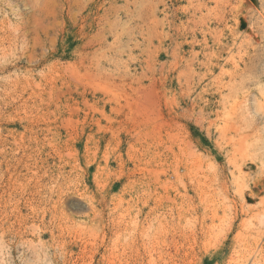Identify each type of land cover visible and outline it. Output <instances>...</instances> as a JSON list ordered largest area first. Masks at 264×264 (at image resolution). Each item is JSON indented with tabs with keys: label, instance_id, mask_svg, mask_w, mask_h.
<instances>
[{
	"label": "rangeland",
	"instance_id": "374dc122",
	"mask_svg": "<svg viewBox=\"0 0 264 264\" xmlns=\"http://www.w3.org/2000/svg\"><path fill=\"white\" fill-rule=\"evenodd\" d=\"M224 1L225 0H223V3L222 0L219 3H215L214 1L211 2V0H31L32 5H34V8L36 9L44 6L45 4H43V2L47 3L46 6L43 7V10L45 9L43 13L47 11L48 13H46L48 15L45 13L46 19L44 18V15L39 12L38 14L40 15H36L32 19H22L24 25L27 23L26 31H28V37L30 38V52L32 55L35 54L34 57L39 61L44 53L42 51H44L45 47V50L48 53V55L46 54L48 59H46V63L42 66L38 64V61H35V66L37 67L32 73L34 83L32 82L33 93L31 97L25 95L24 99L19 100L15 96H13L14 98L9 96L11 97L9 98L2 95V93L0 94V96H2L0 97V149L3 152L5 149L6 152L5 156L0 152V212L4 211V209L9 211V223L18 224L16 223V220H18L17 218L19 217L18 215L23 217L25 214L26 216L24 217H27L30 220L28 221L29 226L34 224V228L36 227L40 231H42L44 227H47V230H50V228L52 230L53 226L52 231L57 234L55 229L58 224L57 218H60V211L63 208L60 205H58L60 208H55L56 211L50 208L53 207L51 204H53L52 202L55 201V198L49 197V192H51V190H56L54 189L55 186H57V188L63 187L62 189L65 190L64 186L66 185V188L70 187L69 190L76 189L75 194L80 193L75 196L76 198L80 201L82 200V202L89 207L93 204L92 206H94L96 212H102L104 217L109 216L110 218L113 213H115L113 214V217H118L115 216L118 214L121 216L124 215V217L122 216L124 218L122 229L126 228V226L131 228V226L134 225L133 220H136L135 223L137 222V224L143 222V226H147V222H150L155 216L159 218V222L163 220L162 223H159L160 227H157V230L159 237L162 238H158V243L161 245L159 247L160 251L163 250L161 252L160 261L162 263L166 261L164 264H170V262L171 264H176L175 262H177V264H184V262L185 264H188L189 262V264H236L239 262H243L242 264H264V235L260 240L258 239L260 242L258 241L257 245L254 240L257 239V231L261 230V227L259 228V221L264 219V119L259 117L261 115L264 117L262 113L264 112V109H261L264 108V30H262L263 28L261 27L260 22L255 18L257 16L255 15V11H253L255 8L261 9L264 5V0H228L227 3ZM17 2L20 11L26 15L25 12H27L28 6H26V9L24 8V0H18ZM149 5L151 6L148 7ZM228 5L232 8H229ZM234 8L236 11L232 10ZM241 8L242 10L238 11ZM236 12H238L240 17L244 19L241 21L242 28L245 29V27H249V29H252V33L255 34L254 36H257L256 38L258 39L252 42L253 45H249L246 42L239 44L232 41L236 39H231L232 37L229 28L236 27L233 26L235 24L234 21L236 20L234 18ZM223 15V19H220ZM41 19H44V22ZM0 20L2 21L1 17ZM153 20L155 22L158 20V22L155 23ZM30 29L32 32H30ZM32 44L36 46H33ZM238 49L243 50L239 51ZM215 50L218 51L217 54H215ZM241 53L244 55L243 57ZM233 55L235 57H232ZM175 61L176 63H174ZM222 61L223 63L227 61V63H224L222 68H219ZM238 61L239 67L234 68L232 62ZM18 65L22 68L27 66L26 61L24 62V60H20ZM38 71L41 72L39 73ZM1 84L2 83H0V85ZM148 84L150 87L153 86L154 88H150ZM141 90L143 92H141ZM136 91L139 92L137 93ZM139 101L143 102L141 103ZM232 105L234 107H231ZM136 106L137 108H135ZM240 106H243L245 111L243 110V107ZM139 108L141 109L138 110ZM255 108L257 109V112L258 109H261V111L263 110L262 112H258L260 114L258 117L254 113ZM141 115L144 116L142 117ZM226 117L228 119H226ZM23 118L28 119H26L25 122L22 120L17 121L18 119ZM126 118L127 120L130 118L129 120L131 122L127 121ZM61 120H68L72 122L73 125L70 124V127H67L69 126V122L67 125L66 121L64 125L61 123ZM109 120L112 121L110 122ZM45 122L47 124L49 123L48 125H51L52 127L59 124L58 127L60 126L61 128L51 132L37 130V126L45 128ZM80 124L86 127L84 134L74 135L76 130L80 128ZM96 125L102 130L98 131ZM94 126H96V128ZM73 127L75 128L71 129ZM110 127H112V129ZM103 130H105V132ZM235 130H237L238 133ZM140 133L142 135H140ZM132 134L140 135L144 140L146 139V142L143 140L144 144H141L140 146L137 145L138 147L133 145V147L132 144L134 143L132 142H135V139L137 138L131 137ZM143 134L145 136H143ZM32 135H34V137ZM129 135L130 137H127ZM75 136H78L79 140ZM41 138H44V140H42L44 142L41 141ZM86 139H88V141ZM250 140L256 144L254 143V145H252L253 142L251 143ZM74 141L75 144L73 143ZM13 142H16L18 145ZM244 142H246L245 145ZM249 142L252 146L249 145ZM117 143L119 146L116 145ZM129 143H131L130 148L128 146ZM86 144L90 147L89 152L87 153L84 149ZM152 144L156 146H152ZM242 144L244 146L247 144L249 147H243ZM56 145L57 147H55ZM93 146H96V148ZM157 146V152L151 150L155 149ZM244 148H247V152H242ZM127 149L131 150L128 151ZM239 149H241V151H238ZM21 150H24V154L28 151L26 152V155H28L25 159L20 158V156H22L20 154L23 153ZM66 150H68V152ZM91 151L94 154L93 156L91 155L92 153H90ZM148 151H150V154L147 153ZM59 152L62 154L60 158L58 156ZM12 153L18 154H14L16 156L15 161L10 157L13 155ZM250 153L251 156L248 155ZM87 154L90 160L85 157ZM140 154H143L144 157H140ZM146 155H148V158H146ZM67 156H71L70 159ZM102 156L105 159L108 158L106 163H103L104 160H102ZM117 157L120 159L122 158L121 164ZM71 158L77 160L76 168L72 167L74 168L72 172L75 171L79 174H81V172L83 174L87 165L94 159V164L91 163L88 167L89 171L86 178L85 174L82 175V180L84 181L80 180L77 175L73 176L67 174L70 170L68 166H73V159ZM19 159H21V161L23 160L20 168L19 165L16 166V168H13ZM7 160L8 162H4ZM27 162H30L31 164H27ZM240 162H242L241 166L239 165ZM23 163L26 165L24 166ZM64 164L67 166L65 167ZM95 164L104 168L102 171L103 173L101 172L98 176L99 179H102H96L97 181H95L93 177L94 171H97V166ZM32 167L35 168L32 169ZM237 167L239 168L237 169ZM124 168L126 171H124ZM41 170H43V172ZM61 170L63 174L61 173ZM107 170H109V173ZM9 171L10 175H8ZM106 171L107 173H104ZM156 171H160V174L156 173ZM154 172L156 173V176L153 174ZM30 173L32 175H30ZM13 174H15L16 177ZM40 174L41 176H39ZM36 175L39 176V178H37ZM29 176H32V180ZM48 176L52 177L48 178ZM154 177H158L157 180L159 179L158 187L160 190L157 187L155 190L154 181L156 179H154ZM9 179L10 181L7 182ZM33 179L36 184L33 183ZM28 180L31 181L29 182ZM37 180L40 182H37ZM133 181H136L137 183H134ZM45 183H48L49 185H46ZM16 184H18V186H16ZM44 184L46 185L45 188H43ZM164 185L167 189L164 188ZM25 186H27L28 190H25ZM34 187L36 191L34 190ZM82 188L84 190H82L83 192L81 191ZM242 188L243 190L241 192ZM37 189H40V194H38L39 191ZM225 189L227 194L225 193ZM12 191L13 194H11ZM27 191L33 193L31 194ZM34 193H36V195ZM8 195L11 197L9 198ZM44 195H46V197ZM184 195L189 196L186 197ZM2 196H4V199ZM43 196L45 200L43 199ZM12 197H17L15 198L16 200L14 199L13 203H16V201L20 199L17 205L19 206L18 210L20 209V211L15 210V212H13L12 210L11 213L12 206L8 208L2 206L7 204L6 202H8V205H13V203H11ZM33 197L35 199H33ZM168 197L169 200L172 201L169 202L167 200L168 203H166V198ZM27 198L28 200H31L28 205V202H26ZM46 199H48V202ZM21 200H23V202ZM44 201L46 202L44 203ZM88 202H90V204ZM100 202L103 203V206L100 205ZM160 205L162 208L159 207ZM31 206H36V209ZM27 207H30L31 209H28ZM250 208L253 211L250 210ZM35 210H37L36 213H33ZM45 210H47L48 213L53 210L52 212L55 214L56 224H54L53 221H51L53 223L50 222V215H46V223H42L41 220L39 221L38 217L41 216L42 212L45 213ZM65 212L66 217H62L61 224L63 225L65 223L63 225L64 227L70 225L74 226L75 222L78 226L76 229L80 232L79 238L78 236H75L77 234L76 230L73 231L74 237L71 235L70 238L71 241H74L71 243L73 247L68 245L66 247L67 251H71V254L73 255V263L83 264L85 261V264H95L99 259V256H93V252H95L96 250L94 251V249H97L99 246L98 239L102 235L100 231L101 226L96 224V221L91 223L90 221H83L80 219V216L83 215L78 213H71L72 211L69 213L66 210ZM72 214L73 218L77 217V219H74V222L73 220L68 221L69 219H72ZM85 214H89V209ZM36 217L37 219H35ZM128 222L133 223L128 224ZM15 224L13 225L14 227L17 226ZM37 224L40 225L38 226ZM6 227L8 228L5 224L4 231H1L4 234L0 233V237L2 242L4 241L3 245L6 246L7 250L9 247V249L12 250L11 258L13 259L10 263L26 264L27 261H25V263L22 260H19L18 257L20 254L22 255L21 252L23 251L26 255H30V253L33 254V250L26 249V251L23 249L22 251L21 247L16 244L15 246L17 247H15L14 242L11 240L12 236L5 230L7 229ZM75 227L73 229H75ZM90 227L92 229H90ZM85 229H87V233L85 232ZM159 229H161V232ZM172 230L174 231L175 237ZM177 233H180L179 235L183 236H177ZM191 233L193 235L195 234L196 237L194 238L195 235L193 236ZM162 234L163 236H160ZM237 234L238 236L241 234L240 238L237 236L238 240L236 239L233 241L232 239L235 238ZM82 235L85 236L83 237ZM86 235L87 239L85 238ZM94 235H96V238H93ZM88 236L90 237L88 238ZM42 237L40 239L42 244L45 242L44 244L46 246H52L50 235L47 234ZM166 238H168V240ZM26 239L31 240L32 238L27 236ZM78 240L81 242H78ZM32 241L33 244L37 245L35 238H33ZM222 241L224 243H222ZM192 242L196 243H193L195 246ZM82 243L85 245V250L87 249V252L84 251L85 253H82L81 248L78 247H81ZM95 243L97 246H95ZM239 244L240 246L238 247ZM190 245L192 246V249ZM56 246L57 245L55 244V247ZM40 247L41 245H39L38 248L42 250V247ZM194 247L196 249H194ZM15 248L20 249L15 250ZM43 249L44 250L42 251L46 252L47 257L49 255L51 256L47 258L48 261L54 262L56 257L63 252L57 249H55L56 252H53V249L51 250L49 248L48 251L45 247ZM171 250L176 252V254L174 255ZM181 250L184 251L185 255H182L183 251ZM168 251H171L172 253H169ZM190 252L194 255L192 256ZM214 255L215 257L208 262L209 256L211 257ZM52 256L55 259L52 258ZM86 256H91V260ZM168 256L171 257L172 260ZM246 256L248 258H246ZM78 257L80 260H78ZM95 257L97 259H95ZM49 258L51 259L49 260ZM84 258H86V260ZM249 258L253 259L250 260ZM82 259L83 261H81ZM236 259L239 260L237 261ZM246 259H249L248 262ZM147 260L148 259H146L145 262ZM244 260H246V262H244ZM160 261L159 263H161ZM145 262L144 264L150 261Z\"/></svg>",
	"mask_w": 264,
	"mask_h": 264
},
{
	"label": "bare ground",
	"instance_id": "6f19581e",
	"mask_svg": "<svg viewBox=\"0 0 264 264\" xmlns=\"http://www.w3.org/2000/svg\"><path fill=\"white\" fill-rule=\"evenodd\" d=\"M18 0H0V17H1V19H2V21L0 22V83H2L1 85H0V89H1V91H0V94L2 93V95H5V97L7 96V97H9V96H15V97H17L19 100L21 99H24V96L25 95H27L28 97H31V95H32V93H33V85H32V82H33V71L35 70V68L37 67V66H35V61L37 62L38 60H37V58H35L34 57V55H32V53L30 52V38L28 37L29 35H28V31H26V29H27V26H26V24L24 25V23H22V19H32V18H34L36 15H40V14H43L44 15V18H46L45 17V13L47 12V11H45V13H43L44 12V10H43V7L44 6H46V4L47 3H44L43 2V4H45L44 6H41V8H39V9H36V8H34V5H32V3H31V0H24V2H23V5H25L24 6V8L26 9V6H28V10H27V12H25L26 13V15L23 13V12H21L20 11V7H19V5H18V2H17ZM150 1V0H149ZM152 1V0H151ZM212 1H214L215 3H219V2H221V0H211V2ZM237 1V0H236ZM239 1V0H238ZM242 1V0H241ZM225 3H227L228 2V0H225L224 1ZM149 3H151V2H149ZM222 3H223V0H222ZM34 4V3H33ZM42 4V5H43ZM152 4V3H151ZM156 4V3H155ZM206 4V3H205ZM214 4V3H213ZM221 4V3H220ZM231 4V3H230ZM241 4V3H240ZM244 4V3H243ZM153 5H154V3H153ZM198 5V4H197ZM215 5V4H214ZM235 5V4H234ZM239 5V4H238ZM263 5V4H262ZM151 5H149L148 7H150ZM201 6V5H200ZM203 6H205V5H203ZM216 6V5H215ZM219 6H221V5H219ZM240 6V5H239ZM251 6V5H250ZM153 7V6H152ZM221 7H223V6H221ZM228 7H229V5H228ZM231 7V6H230ZM229 7V8H230ZM38 8V7H37ZM232 8V7H231ZM150 9V8H149ZM206 9V8H205ZM244 9V8H243ZM23 10V9H22ZM197 10H198V8H197ZM208 10H210V9H208ZM232 10H235L236 11V9L234 8V9H232ZM240 10H242V8L241 9H239L238 11H240ZM253 11H255V15L257 16V17H255L256 19H257V21L258 22H260V25H261V27L263 28L262 30H264V5L262 6V8L260 9H254ZM40 12V14H38ZM154 12V11H153ZM48 13V12H47ZM46 13V14H47ZM148 14H150V13H148ZM48 15V14H47ZM148 16H150V15H148ZM152 16V15H151ZM234 16V15H233ZM42 17V16H41ZM40 17V18H41ZM153 17H154V15H153ZM152 17V18H153ZM223 17H224V15L223 16H221V18L220 19H223ZM254 17V16H253ZM37 18V17H36ZM234 18L236 19L234 22H235V24L233 25V26H236L235 28L233 27V28H229V32H230V35H231V39H236V40H232L233 42H235V43H239V44H242L243 42H246L247 44H249V45H253V41H256L258 38H256L254 35L255 34H253L252 33V29H249V27L248 28H246L245 27V29L244 28H242L243 26H242V24H241V21L242 20H244L242 17H240V14L238 13V12H236V14H235V16H234ZM47 19V18H46ZM231 19H233V18H231ZM39 20V19H38ZM42 20V19H41ZM44 20V19H43ZM42 20V21H43ZM151 21V20H150ZM154 21V20H153ZM223 21V20H222ZM256 21V20H255ZM26 22V21H25ZM44 22V21H43ZM155 22V21H154ZM156 22H158V20H156ZM155 22V23H156ZM233 22V21H232ZM251 22V21H250ZM32 23V22H31ZM30 23V24H31ZM152 23V22H151ZM245 23V22H244ZM257 23V22H256ZM29 25V24H28ZM152 25V24H151ZM247 25V24H246ZM257 25V24H256ZM259 25V24H258ZM259 25V26H260ZM150 26V25H149ZM245 26V25H244ZM41 27V26H40ZM226 28H228V27H226ZM43 29V28H42ZM42 29H41V31H42ZM242 29H244V30H242ZM31 30V29H30ZM29 30V31H30ZM45 30V29H44ZM43 30V31H44ZM151 30H152V28H151ZM226 30V29H225ZM227 31V30H226ZM30 32H32V30L30 31ZM45 32V31H44ZM254 32V31H253ZM30 34V33H29ZM44 35V34H43ZM217 37H218V35H217ZM150 38V37H149ZM215 38V37H214ZM41 41V40H40ZM44 41V40H43ZM237 41H239V42H237ZM32 42H33V40H32ZM215 42V41H214ZM39 43V42H38ZM219 43V42H218ZM34 44V43H33ZM32 44V45H33ZM42 44V43H41ZM44 44H45V42H44ZM43 44V45H44ZM33 46H36V45H33ZM39 46H41V45H39ZM46 46V45H45ZM239 46V45H238ZM237 46V47H238ZM44 47V46H43ZM236 47V48H237ZM240 47V46H239ZM247 47V46H246ZM246 47H244V48H246ZM47 48V47H46ZM231 49V48H230ZM41 50V49H40ZM239 51H242V50H240V49H238ZM238 50H237V52H238ZM246 50V49H245ZM252 50V49H251ZM229 51V50H228ZM33 52V51H32ZM42 52H44L43 53V55H42V57L39 59V61H38V64L39 65H44L45 63H46V59H48V53L46 52V50H45V47H44V51H42ZM41 52V53H42ZM217 50H215V54H217ZM40 53V54H41ZM239 53V52H238ZM47 54V55H46ZM150 54V53H149ZM244 54V53H243ZM241 55H242V53H241ZM46 56H47V58H46ZM244 55H242V57H243ZM232 57H235L234 55L232 56ZM236 57H237V55H236ZM241 57V56H240ZM173 58V57H172ZM229 58V57H228ZM246 58V57H245ZM36 59V60H35ZM20 60H24V62L26 61V67H19V65H18V63H19V61ZM148 60V59H147ZM150 60H151V58H150ZM225 60V59H224ZM223 60V61H224ZM241 60V59H240ZM223 61H222V63H221V65H220V67L219 68H222V66L224 65V63H227V61H225L224 63H223ZM23 62V61H22ZM78 62V61H77ZM242 62V61H241ZM174 63H176V61L174 62ZM173 63V64H174ZM233 63V67L234 68H238L239 67V61L238 62H232ZM172 64V63H171ZM243 64V63H242ZM24 65V64H23ZM37 65V64H36ZM175 65V64H174ZM55 66V65H54ZM72 66H73V64H72ZM147 66H148V63H147ZM232 66V65H231ZM40 67V66H39ZM66 67V66H65ZM44 69V68H43ZM147 70H148V68H147ZM11 71H12V73H11ZM37 71V70H36ZM43 71V70H42ZM179 71V70H178ZM39 72V71H38ZM41 72V71H40ZM39 72V73H40ZM154 72V71H153ZM231 72H233V71H231ZM179 73V72H178ZM181 73V72H180ZM227 73V72H226ZM183 74V73H182ZM145 75V74H144ZM184 75V74H183ZM229 75V74H228ZM177 76H178V74H177ZM180 76V75H179ZM182 76V75H181ZM236 76V75H235ZM144 77H146V76H144ZM231 77V76H230ZM105 78V77H104ZM235 78V77H234ZM96 79V78H95ZM229 79V78H228ZM151 80H153V79H151ZM94 81V80H93ZM264 82V81H263ZM34 83V82H33ZM100 83H101V81H100ZM99 83V84H100ZM188 83V82H187ZM218 83V82H217ZM216 83V84H217ZM97 84V83H96ZM152 84V83H151ZM234 84V83H233ZM232 84V85H233ZM90 85H91V83H90ZM102 85V84H101ZM149 85V84H148ZM97 86V85H96ZM230 86V85H229ZM104 87V86H103ZM149 87H150V85H149ZM151 87H153V86H151ZM150 87V88H151ZM226 87V86H225ZM91 88V87H90ZM149 88V89H150ZM154 88V87H153ZM22 89V90H21ZM104 89V88H103ZM116 89V88H115ZM118 89V88H117ZM122 89V88H121ZM149 89H148V91H149ZM229 89H230V87H229ZM19 90H21V91H19ZM136 90V89H135ZM138 90H139V88H138ZM143 90V89H142ZM141 90V92H143ZM231 90V89H230ZM107 91V90H106ZM153 91V90H152ZM100 92V91H99ZM137 92V91H136ZM139 92V91H138ZM137 92V93H138ZM147 92V91H146ZM145 92V93H146ZM151 92V91H150ZM155 92V91H154ZM231 92V91H230ZM243 92V91H242ZM109 93V92H108ZM114 93V92H113ZM149 93V92H148ZM157 93V92H156ZM155 93V94H156ZM236 93V92H235ZM102 94V93H101ZM107 94V93H106ZM105 94V95H106ZM231 94V93H230ZM257 94V93H256ZM145 95V94H144ZM157 95V94H156ZM107 96V95H106ZM137 96V95H136ZM142 96V95H141ZM150 96V95H149ZM0 97H2V96H0ZM140 97V96H139ZM146 97V96H145ZM9 98H11V97H9ZM14 98V97H13ZM115 98V97H114ZM135 98V97H134ZM157 98V97H156ZM5 99V98H4ZM112 99V98H111ZM111 99H109V100H111ZM131 99V98H130ZM153 99V98H152ZM151 99V100H152ZM10 100V99H9ZM108 100V99H107ZM256 100V99H255ZM131 101V100H130ZM137 101H138V99H137ZM11 102H12V100H11ZM14 102V101H13ZM126 102V101H125ZM133 102V101H132ZM139 102H141V101H139ZM143 102V101H142ZM141 102V103H142ZM144 102H145V100H144ZM150 102V101H149ZM235 102V101H234ZM138 103V102H137ZM241 103V102H240ZM246 103V102H245ZM130 104V103H129ZM144 104V103H143ZM143 104H141V105H143ZM154 104V103H153ZM243 104H244V102H243ZM256 104V103H255ZM258 104V103H257ZM115 105V104H114ZM139 105V104H138ZM149 105V104H148ZM227 105V104H226ZM144 106V105H143ZM147 106V105H146ZM145 106V107H146ZM239 106V105H238ZM237 106V107H238ZM245 106V105H244ZM261 106H262V103H261ZM264 106V105H263ZM127 107V106H126ZM145 107H143V108H145ZM229 107H230V105H229ZM231 107H234L233 105L231 106ZM240 107H243V106H240ZM135 108H137V106L135 107ZM150 108V107H149ZM239 108V107H238ZM129 109V108H128ZM127 109V110H128ZM134 109V108H133ZM141 108H139L138 110H140ZM233 109V108H232ZM231 109V110H232ZM237 109V108H236ZM241 109V108H240ZM251 109V108H250ZM261 109H264V108H261ZM261 109L259 110L258 109V112H260L261 111ZM130 110V109H129ZM230 110V109H229ZM234 110V109H233ZM243 110H244V107H243ZM236 111V110H235ZM245 111V110H244ZM246 111H247V109H246ZM263 111V110H262ZM261 111V112H262ZM129 112V111H128ZM135 112V111H134ZM229 112V111H228ZM238 112V111H237ZM257 112V109L255 108V110H254V113L257 115V117L260 115L259 113ZM125 113V112H124ZM141 113V112H140ZM236 113V112H235ZM249 113V112H248ZM258 113V114H257ZM263 113V115H264V112H262ZM139 114V113H138ZM129 115V114H128ZM131 115V114H130ZM149 115V114H148ZM235 115V114H234ZM245 115H246V113H245ZM250 115V114H249ZM253 115V114H252ZM251 115V116H252ZM142 116V115H141ZM144 116V115H143ZM142 116V117H143ZM146 116V115H145ZM229 116V115H228ZM8 117V116H7ZM148 117V116H147ZM230 117V116H229ZM235 117V116H234ZM247 117V116H246ZM259 117H261V119H264V117H262V115L261 116H259ZM2 118V117H1ZM6 118V117H5ZM9 118H11V117H9ZM14 118V117H13ZM105 118V117H104ZM115 118V117H114ZM135 118H136V116H135ZM155 118V117H154ZM8 119V118H7ZM26 119H28V118H23V119H18L17 121H26ZM61 119V118H60ZM103 119V118H102ZM107 119V118H106ZM130 118H128V120H127V118H126V120L127 121H130L129 120ZM134 119V118H133ZM144 119V118H143ZM149 119V118H148ZM226 119H228L227 117H226ZM234 119V118H233ZM243 119V118H242ZM5 120V119H4ZM10 120V119H9ZM14 120V119H13ZM65 120V119H64ZM86 120V119H85ZM94 120V119H93ZM116 120V119H115ZM34 121V120H33ZM43 121H45V120H43ZM47 121V120H46ZM54 121V120H53ZM62 121V120H61ZM67 121V122H66ZM66 121H62L61 123H67V125H68V122H69V126H67V127H70V124L71 125H73V123L72 122H70V121H68V120H66ZM96 121H97V119H96ZM110 121V120H109ZM112 121V120H111ZM110 121V122H111ZM119 121V120H118ZM157 121V120H156ZM159 121V120H158ZM225 121V120H224ZM7 122H10V121H7ZM47 122H49V121H47ZM74 122V121H73ZM82 122V121H81ZM105 122H106V120H105ZM108 122V121H107ZM109 122V123H110ZM131 122V121H130ZM135 122V121H134ZM140 122V121H139ZM21 123V122H20ZM35 123V122H34ZM50 123H52V122H50ZM60 123V122H59ZM74 123H76V122H74ZM91 123V122H90ZM97 123V122H96ZM99 123H100V121H99ZM116 123V122H115ZM126 123H128V122H126ZM225 123V122H224ZM235 123V122H234ZM32 124V123H31ZM45 124V128H42V127H38L37 126V130L39 129V130H41L42 132H43V130L44 131H47V132H51V131H53V130H59V128H61L60 126L58 127V125H56L55 127H52L51 125H48L46 122L44 123ZM93 124V123H92ZM112 124V123H111ZM117 124V123H116ZM130 124V123H129ZM161 124H162V122H161ZM25 125V124H24ZM65 125V124H64ZM91 125V124H90ZM105 125H107V124H105ZM115 125V124H114ZM150 125V124H149ZM156 125H157V123H156ZM225 125V124H224ZM33 126V125H32ZM62 126V125H61ZM93 126V125H92ZM96 126H97V128H96ZM96 126H94L98 131L99 130H102V129H100V127H98V125H96ZM138 126V125H137ZM35 127V126H34ZM72 127V126H71ZM76 127V126H75ZM75 127H73V128H71V129H74ZM79 127V126H78ZM89 127V126H88ZM108 127V126H107ZM156 127V126H155ZM225 127V126H224ZM243 127V126H242ZM29 128V127H28ZM31 128V127H30ZM111 129H112V127H110ZM110 128H108V129H110ZM141 128V127H140ZM231 128H232V126H231ZM233 128H234V126H233ZM249 128V127H248ZM62 129H63V127H62ZM65 129H66V127H65ZM70 129V130H71ZM88 129V128H87ZM96 129H95V131H96ZM114 129V128H113ZM135 129V128H134ZM156 129V128H155ZM162 129V128H161ZM235 129V128H234ZM236 129H237V126H236ZM245 129V128H244ZM247 129V128H246ZM85 130H86V127L85 126H83L82 124H80V128H78L77 130H76V132L74 133V135H77V134H84V132H85ZM90 130V129H89ZM114 130H117V129H114ZM230 130V129H229ZM228 130V131H229ZM233 130V129H232ZM241 130V129H240ZM258 130V129H257ZM31 131H33V130H31ZM35 131V130H34ZM94 131V132H95ZM104 132H105V130H103ZM118 131V130H117ZM130 131V130H129ZM134 131V130H133ZM235 131H237V130H235ZM59 132V131H58ZM115 132V131H114ZM132 132V131H131ZM242 132V131H241ZM40 133V132H39ZM102 133V132H101ZM237 133H238V131H237ZM244 133V132H243ZM70 134V133H69ZM104 134V133H103ZM108 134V133H107ZM116 134H117V132H116ZM241 134V133H240ZM239 134V135H240ZM94 135H95V133H94ZM93 135V136H94ZM97 135H98V133H97ZM106 135V134H105ZM110 135V134H109ZM140 135H142L141 133H140ZM139 135V136H140ZM28 136H29V134H28ZM33 137H34V135H32ZM31 136V137H32ZM79 136V135H78ZM78 136H75V137H77L78 138V140H79V137ZM102 136V135H101ZM112 136V135H111ZM116 136V135H115ZM138 135L137 134H132V136L131 137H133V138H137V139H135V142H132V143H134V144H132V146L133 145H141V144H144L143 143V140H144V138H142L141 136L139 137H137ZM143 136H145L144 134H143ZM159 136V135H158ZM246 136V135H245ZM244 136V137H245ZM250 136V135H249ZM69 137V136H68ZM95 137V136H94ZM117 137H118V135H117ZM127 137H130V135L129 136H127ZM153 137V136H152ZM151 137V138H152ZM248 137V136H247ZM252 137V136H251ZM100 138V137H99ZM104 138V137H103ZM142 138V139H141ZM145 138H147V137H145ZM237 138H240V137H237ZM34 139V138H33ZM132 139V138H131ZM157 139V138H156ZM250 139V138H249ZM0 140H1V135H0ZM29 140V139H28ZM42 140H44V138L42 139L41 138V141ZM87 141H88V139H86ZM99 140H101V139H99ZM120 140V139H119ZM127 140V139H126ZM130 140V139H129ZM146 140V139H145ZM144 140V142H146ZM248 140V139H247ZM22 141V140H21ZM20 141V142H21ZM39 141V140H38ZM77 141V140H76ZM91 141V140H90ZM102 141H104V140H102ZM101 141V142H102ZM117 141H118V139H117ZM134 141V140H133ZM154 141V140H153ZM232 141V140H231ZM249 141V140H248ZM29 142V141H28ZM42 142H44V141H42ZM46 142V141H45ZM80 142V141H79ZM99 142V141H98ZM114 142V141H113ZM129 142V141H128ZM250 142H251V140H250ZM250 142H249V145H251L250 144ZM253 142V141H252ZM251 142V143H252ZM14 144H16V142H13ZM24 143V142H23ZM33 143V142H32ZM31 143V144H32ZM74 144H75V141L73 142ZM97 143V142H96ZM115 143V142H114ZM119 143H120V141H119ZM123 143H124V141H123ZM122 143V144H123ZM190 143V142H189ZM227 143V142H226ZM225 143V144H226ZM242 143V142H241ZM245 143L246 142H244V145H245ZM254 143L255 142H253L252 143V145H254ZM20 144V143H19ZM34 144V143H33ZM32 144V145H33ZM93 144H95V143H93ZM224 144V145H225ZM256 144V143H255ZM16 145H18V144H16ZM37 145V144H36ZM46 145H48V144H46ZM97 145V144H96ZM101 145V144H100ZM116 145H118V143L116 144ZM126 145V144H125ZM154 144H152V146H153ZM182 145V144H181ZM243 145V144H242ZM243 145V147H246L247 146V144H246V146H244ZM251 145V146H252ZM15 146V145H14ZM23 146V145H22ZM62 146V145H61ZM67 146V145H66ZM119 146V145H118ZM128 146H129V148H130V146H131V143H129L128 144ZM144 146V145H143ZM154 146H156V145H154ZM237 146V145H236ZM31 147V146H30ZM39 147V146H38ZM44 147V146H43ZM48 147V146H47ZM55 147H57V145L55 146ZM54 147V148H55ZM75 147V146H74ZM93 147H95L96 148V146H93ZM134 147V146H133ZM138 147V146H137ZM150 147V146H149ZM247 147H249V146H247ZM255 147V146H254ZM10 148V147H9ZM23 148V147H22ZM65 148V147H64ZM92 148V147H91ZM94 148V149H95ZM157 148H158V146L157 147H155V149H151V150H155V152H157ZM242 148V147H241ZM17 149V148H16ZM24 149V148H23ZM28 149V148H27ZM48 149V148H47ZM56 149V148H55ZM84 149H85V151H86V153L87 152H89V149H90V147L86 144L85 146H84ZM112 149V148H111ZM132 149V148H131ZM130 149V150H131ZM182 149V148H181ZM234 149V148H233ZM243 149V148H242ZM250 149H252V148H250ZM250 149H248V150H250ZM18 150V149H17ZM37 150V149H36ZM42 150V149H41ZM54 150V149H53ZM98 150V149H97ZM104 150V149H103ZM113 150V149H112ZM128 150V149H127ZM130 150H128V151H130ZM193 150V149H192ZM191 150V151H192ZM247 150V148H244V150H242V152L244 151V152H247L246 151ZM253 150V149H252ZM14 151V150H13ZM19 151V150H18ZM24 151V150H23ZM22 150H21V152H23ZM32 151H34V150H32ZM67 152H68V150H66ZM184 151V150H183ZM238 151H241V149H239ZM0 152L1 153H3L2 155L3 156H5V154H6V152H5V149H4V152L0 149ZM11 152V151H10ZM26 152H28V151H26ZM26 152H25V154H24V152L22 153V154H20V155H22V156H20V158H24L25 159V157H27V155H26ZM38 152V151H37ZM51 152H53V151H51ZM50 152V153H51ZM63 152H65V151H63ZM97 152V151H96ZM249 152V151H248ZM253 152V151H252ZM0 153V154H1ZM8 153V152H7ZM34 153V152H33ZM42 153V152H41ZM90 153H92L91 155L93 156L94 154H93V152L91 151ZM95 153V152H94ZM104 153H105V150H104ZM142 153H144V152H142ZM147 153H149L150 154V151H148ZM11 154V153H10ZM13 154V153H12ZM14 154H17V153H14ZM12 155V156H10L11 157V159H14V161L16 160V156L15 155ZM57 154V153H56ZM64 154H66V153H64ZM89 154V153H88ZM88 154H87V156H85L86 158H89L88 157ZM106 154V153H105ZM110 154V153H109ZM146 154V153H145ZM152 154V153H151ZM157 154V153H156ZM194 154V153H193ZM9 155V154H8ZM18 155V154H17ZM35 155V154H34ZM61 153L59 152V154H58V156H59V158L61 157ZM79 155V154H78ZM90 155V154H89ZM139 155V154H138ZM155 155V154H154ZM244 155V154H243ZM248 155H250L251 156V153L250 154H248ZM31 156V155H30ZM37 156V155H36ZM51 156H52V154H51ZM55 156V155H54ZM76 156V155H75ZM82 156H83V154H82ZM119 156V155H118ZM121 156V155H120ZM128 156V155H127ZM143 156V154L141 155L140 154V157H142ZM148 155H146V158H148L147 157ZM67 157H69V159H70V157L71 156H67ZM66 157V158H67ZM80 157V156H79ZM84 157V156H83ZM103 157V156H102ZM144 157V156H143ZM175 157V156H174ZM181 157V156H180ZM179 157V158H180ZM44 158V157H43ZM81 158V157H80ZM85 158V159H86ZM93 158V157H92ZM117 158H119V157H117ZM155 158V157H154ZM186 158V157H185ZM199 158V157H198ZM234 158V157H233ZM50 159H51V157H50ZM68 159V158H67ZM71 159H73V166H68L69 168H70V170H69V173H67V174H71V175H77L78 177H79V179L80 180H82L83 179V177H82V175H84L85 174V178H86V176L88 175V171H89V166H90V164L91 163H93L94 164V159H93V161H91V163L90 164H88L87 165V167H86V169L84 170V172H83V174H82V172H81V174H79L78 172H72L73 170H74V168H72V167H75L76 168V163H77V160L76 159H74V158H71ZM108 158H104L103 157V159L102 160H104L103 161V163H106L108 160H107ZM231 159V158H230ZM238 159V158H237ZM36 160V159H35ZM39 160H40V158H39ZM89 160H90V158H89ZM92 160V159H91ZM121 160H122V158L120 159H118V161H120V164H121ZM139 160H142V159H139ZM144 160V159H143ZM146 160H148V159H146ZM181 160V159H180ZM179 160V161H180ZM236 160V159H235ZM234 160V161H235ZM239 160H240V158H239ZM238 160V161H239ZM31 161V160H30ZM38 161V160H37ZM43 161V160H42ZM45 161V160H44ZM85 161V160H84ZM83 161V162H84ZM87 161H88V159H87ZM145 161V160H144ZM192 161V160H191ZM195 161V160H194ZM4 162H8V160L7 161H4ZM22 162H23V160L21 161V159H19V160H17V163H16V165H15V167H13V168H16V166H18L19 165V168H20V166H21V164H22ZM25 162V161H24ZM55 162V161H54ZM131 162V161H130ZM148 162V161H147ZM150 162V161H149ZM153 162V161H152ZM209 162V161H208ZM232 162H233V160H232ZM2 163V162H1ZM26 163V162H25ZM28 163H30V162H27V164ZM34 163H35V161H34ZM37 163V162H36ZM47 163V162H46ZM50 163V162H49ZM48 163V164H49ZM57 163V162H56ZM62 163H63V161H62ZM68 163V162H67ZM71 163V162H70ZM154 163V162H153ZM180 163V162H179ZM241 163L242 162H240V166H241ZM3 164H5V163H3ZM8 164V163H7ZM31 164V163H30ZM177 164V163H176ZM201 164V163H200ZM9 165V164H8ZM12 165V164H11ZM10 165V166H11ZM23 165H24V163H23ZM26 165V164H25ZM24 165V166H25ZM35 165V164H34ZM41 165H43V164H41ZM44 165H45V162H44ZM47 165V164H46ZM63 165V164H62ZM65 165V164H64ZM96 166H97V171L95 172L94 171V175H93V177H94V180L95 181H97L96 179H98V180H100V179H102V178H98V176L101 174V172L103 171V167H100L98 164H95ZM118 165H119V163H118ZM4 166V165H3ZM7 166V165H6ZM67 165H65V167H66ZM79 166V165H78ZM95 166V167H96ZM107 166V165H106ZM116 166V165H115ZM114 166V167H115ZM120 166V165H119ZM177 166V165H176ZM198 166H199V164H198ZM210 166V165H209ZM236 166H237V164H236ZM28 167V166H27ZM26 167V168H27ZM29 167H31V166H29ZM48 167V166H47ZM46 167V168H47ZM60 167V166H59ZM105 167V166H104ZM118 167V166H117ZM207 167V166H206ZM212 167V166H211ZM5 168H7V167H5ZM4 168V169H5ZM33 168H35V167H32V169ZM41 168V167H40ZM49 168V167H48ZM51 168H52V165H51ZM53 168H55V167H53ZM106 168V167H105ZM107 168H108V166H107ZM123 168V167H122ZM177 168V167H176ZM199 168V167H198ZM239 167H237V169H238ZM3 169V170H4ZM22 169V168H21ZM20 169V170H21ZM39 169V168H38ZM62 169V168H61ZM79 169V168H78ZM83 169H84V167H83ZM96 169V168H95ZM113 169V168H112ZM111 169V170H112ZM186 169V168H185ZM241 169V168H240ZM2 170V169H1ZM30 170V169H29ZM64 170H65V168H64ZM68 170V169H67ZM118 170V169H117ZM157 170V169H156ZM206 170V169H205ZM8 171V170H7ZM15 171V170H14ZM26 171V170H25ZM37 171V170H36ZM42 172H43V170H41ZM53 171V170H52ZM58 171V170H57ZM81 171V170H80ZM79 171V172H80ZM108 171V173H109V170H107ZM107 171L106 172H104V173H107ZM124 171H126V169L124 168ZM177 171V170H176ZM211 171V170H210ZM209 171V172H210ZM5 172V171H4ZM27 172V171H26ZM46 172V171H45ZM59 172H60V169H59ZM66 172V171H65ZM64 172V173H65ZM128 172V171H127ZM126 172V173H127ZM130 172V171H129ZM160 171H156V173H159ZM215 172V171H214ZM6 173V172H5ZM12 173V172H11ZM15 173V172H14ZM40 173V172H39ZM47 173V172H46ZM51 173V172H50ZM49 173V174H50ZM61 173H62V170H61ZM103 173V172H102ZM118 173V172H117ZM156 173L154 172L153 174L156 176ZM166 173V172H165ZM213 173V172H212ZM4 174V173H3ZM16 174V173H15ZM15 174H13V175H15ZM20 174V173H19ZM18 174V175H19ZM24 174H25V172H24ZM23 174V175H24ZM34 174H36V173H34ZM60 174V173H59ZM59 174H58V176H59ZM63 174V173H62ZM61 174V175H62ZM160 174V173H159ZM163 174V173H162ZM176 174H177V172H176ZM175 174V175H176ZM2 175V174H1ZM8 175H10V171H9V173H8ZM17 175V176H18ZM30 175H32L31 173H30ZM43 175V174H42ZM44 175H45V173H44ZM111 175V174H110ZM124 175V174H123ZM128 175V174H127ZM136 175V174H135ZM146 175V174H145ZM164 175V174H163ZM196 175V174H195ZM201 175V174H200ZM5 176H6V174H5ZM24 176H26V175H24ZM37 176V175H36ZM39 176H41V174L39 175ZM39 176H37V178H39ZM57 176V177H58ZM104 176H106V175H104ZM107 176H108V174H107ZM114 176V175H113ZM120 176V175H119ZM141 176H144V175H141ZM147 176H148V174H147ZM152 176V175H151ZM151 176H149V177H151ZM181 176V175H180ZM197 176V175H196ZM212 176V175H211ZM11 177V176H10ZM9 177V178H10ZM15 177H16V175H15ZM23 177V176H22ZM21 177V178H22ZM31 177V180H32V176H29V178ZM44 177V176H43ZM49 177H52V176H48V178ZM56 177V176H55ZM62 177H63V175H62ZM78 177H77V179H78ZM97 177V178H96ZM102 177V176H101ZM124 177V176H123ZM126 177V176H125ZM177 177V176H176ZM12 178V177H11ZM10 178V179H11ZM25 178H27V177H25ZM29 178H27V179H29ZM68 178V177H67ZM121 178V177H120ZM158 178V177H157ZM157 178H155L154 177V179H156L155 181H154V179H153V181H154V187H155V190H156V187L157 188H159L158 186H159V179L157 180ZM199 178V177H198ZM7 179H8V177H7ZM10 179L7 181V182H9L10 181ZM41 179H42V177H41ZM55 179V178H54ZM60 179V178H59ZM63 179V178H62ZM128 179V178H127ZM2 180V179H1ZM16 180H18V179H16ZM30 180V181H31ZM45 180H46V177H45ZM65 180V179H64ZM74 180V179H73ZM137 180V179H136ZM14 181V180H13ZM29 181V180H28ZM29 181V182H30ZM43 181V180H42ZM58 181V180H57ZM56 181V182H57ZM76 181V180H75ZM82 181H84V180H82ZM81 181V182H82ZM94 181V182H95ZM104 181V180H103ZM139 181V180H138ZM153 181H152V184H153ZM196 181V180H195ZM204 181V180H203ZM212 181V180H211ZM17 182V181H16ZM15 182V183H16ZM22 182V181H21ZM28 182V183H29ZM37 182H40V181H38L37 180ZM48 182H50V181H48ZM62 182V181H61ZM74 182V181H73ZM80 182V183H81ZM131 182V181H130ZM134 182V181H133ZM132 182V183H133ZM6 183V182H5ZM5 183H4V185H5ZM20 183V182H19ZM33 183H34V179H33ZM42 183V182H41ZM40 183V184H41ZM55 183V182H54ZM60 183V182H59ZM84 183V182H83ZM82 183V184H83ZM86 183V182H85ZM134 183H137L136 181L134 182ZM162 183V182H161ZM166 183V182H165ZM170 183V182H169ZM196 183V182H195ZM203 183V182H202ZM1 184V183H0ZM9 184V183H8ZM11 184H12V181H11ZM21 184V183H20ZM19 184V185H20ZM23 184V183H22ZM34 184H36V183H34ZM39 184V183H38ZM37 184V185H38ZM46 184V183H45ZM44 184V187L43 188H45V186L48 184H46L45 185ZM51 184V183H50ZM67 184V183H66ZM70 184V183H69ZM78 184V183H77ZM81 184V185H82ZM95 184H96V182H95ZM101 184V183H100ZM141 184V183H140ZM207 184V183H206ZM27 185V184H26ZM49 185V184H48ZM57 185V184H56ZM65 185V184H64ZM71 185V184H70ZM73 185V184H72ZM79 185V184H78ZM104 185H106V184H104ZM119 185V184H118ZM184 185V184H183ZM11 186H13V185H11ZM16 186H18V184H16ZM29 186V185H28ZM50 186H52V185H50ZM60 186V185H59ZM83 186V185H82ZM100 186V185H99ZM144 186V185H143ZM162 186V185H161ZM193 186V185H192ZM201 186H203V185H201ZM3 187V186H2ZM14 187H15V185H14ZM13 187V188H14ZM37 187V186H36ZM39 187V186H38ZM49 187V186H48ZM54 187V186H53ZM74 187V186H73ZM75 187H76V185H75ZM78 187V186H77ZM79 187H80V185H79ZM98 187V186H97ZM101 187H102V185H101ZM147 187V186H146ZM1 188V187H0ZM5 188V187H4ZM16 188V187H15ZM14 188V189H15ZM21 188V187H20ZM24 188V187H23ZM32 188H33V186H32ZM63 187H59V188H57V186H55V188L54 189H56V190H51L52 189V187H51V192H49V197H53V198H55V201H53L52 202V200H51V202L53 203V204H51V205H53V207H50V208H52V209H54L55 211H56V209L55 208H57V207H59L60 208V206L63 208H61L62 210L60 211V218H57V220H58V224H57V226L55 227V229H56V233L57 234H55L52 230H53V226H52V230H51V228H50V230H47V227H44L43 228V230L42 231H40V230H38V228H34V224H32V225H30L29 226V224H28V221H30L27 217H24V216H26L25 214H24V216L23 217H21L20 215H18L19 217L17 218L18 220H16L17 222L16 223H18V224H15V223H9V211L8 210H5L4 209V211H2V212H0V233L1 234H4V233H2L3 231H4V226H5V224H6V226H8V228L7 229H5L6 230V232L7 233H9L11 236H12V241L14 242V246H15V244L16 245H18L19 247H21V249H22V251H23V249H27V250H33L32 251V253L33 254H31L30 253V255H26L25 253H24V251L23 252H21L22 253V255L20 254L19 255V257H18V259L19 260H22L23 262H25V261H27V263L28 264H75V262L73 263V260H72V258H73V255L71 254V251H67V245L68 246H71V247H73L72 246V242H74V241H71V235H73V231L74 230H76V237L78 236H80V232L76 229V228H78V226H77V224L74 222V219L76 218L77 219V217H74L73 218V214L71 215L72 216V219H69L68 221H72L73 220V222H74V226L73 225H70V226H63L61 223V221H62V219L64 218V217H66V212H65V210L66 211H68L69 213H70V211H72L71 213H78V214H80V215H83V216H80V219H82L83 221H90V223L91 222H95L96 221V224H98L99 226H101V233H102V235H101V237L98 239L99 240V246L97 247V249H94V251L95 252H93V256H99V259L96 261V263L95 264H144V262H145V260L146 259H148L147 261H150V262H147V263H149V264H161L162 262L160 261V258H161V252L163 251V250H161L160 251V246L161 245H159V243H158V238H160L159 237V233H158V230H157V227H160V224L159 223H162V221L161 222H159V218L157 217V216H155V218H153L151 221L149 220V219H151V218H149L148 220L150 221V222H147V226H143L142 225V223H139V224H137V222L135 223V221L133 220V222H134V225L133 226H131V228H128L127 226H126V228H123L122 229V225L124 224L123 222H124V215H120V214H118V215H115V216H118V217H113V214H115V213H113L112 214V217H110L111 218V220H110V218H109V216H105L104 217V215L102 214V212H96V209H94V206H92V205H90L91 207H89V206H87V204H85V203H83L82 202V200L80 201L78 198H76L75 196L76 195H79V194H75L76 193V189L74 190V189H72V190H69V188H66V185L64 186V189L65 190H63L62 189ZM72 188V187H71ZM86 188V187H85ZM164 188H165V185H164ZM164 188H162V189H164ZM176 188V187H175ZM197 188V187H196ZM200 188V187H199ZM222 188V187H221ZM225 188V187H224ZM19 189V188H18ZM27 189V186H25V190ZM47 189V188H46ZM87 189V188H86ZM165 189H167V188H165ZM170 189V188H169ZM183 189H184V187H183ZM194 189V188H193ZM23 190V189H22ZM24 190V191H25ZM28 190V189H27ZM32 190V189H31ZM34 190L36 191V189H35V187H34ZM38 190V189H37ZM42 190H44V189H42ZM41 190V191H42ZM80 190V189H79ZM78 190V191H79ZM83 190V188L81 189V191ZM159 190H160V188H159ZM242 190H243V188L241 189V192H242ZM245 190V189H244ZM3 191V190H2ZM6 191H7V188H6ZM15 191L17 192V190L15 189ZM39 191V193L38 194H40V189L38 190ZM49 191V190H48ZM47 191V192H48ZM54 191H56V192H54ZM84 191V190H83ZM82 191V192H83ZM187 191V190H186ZM200 191V190H199ZM11 192V191H10ZM19 192V191H18ZM20 192H21V190H20ZM28 192V191H27ZM44 192V191H43ZM43 192H42V194H43ZM46 192V191H45ZM80 192V191H79ZM154 192V191H153ZM240 192V193H241ZM4 193H5V191H4ZM25 193V192H24ZM28 193H31V192H28ZM33 193V192H32ZM31 193V194H32ZM37 193V192H36ZM36 193H34L35 195H36ZM86 193V192H85ZM166 193V192H165ZM188 193V192H187ZM219 193V192H218ZM224 193V192H223ZM222 193V194H223ZM225 193L227 194V192H226V189H225ZM8 194V193H7ZM11 194H13V191H12V193ZM16 194V193H15ZM21 194H23V193H21ZM46 194V193H45ZM84 194V193H83ZM83 194H81V195H83ZM88 194V193H87ZM246 194V193H245ZM53 195V196H52ZM81 195H80V197H81ZM148 195H149V193H148ZM157 195V194H156ZM183 195V194H182ZM181 195V196H182ZM20 196V195H19ZM18 196V197H19ZM22 196V195H21ZM45 197H46V195H44ZM44 196H43V199H44ZM145 196V195H144ZM143 196V197H144ZM184 196H186V195H184ZM187 196H189V195H187ZM186 196V197H187ZM201 196V195H200ZM221 196V195H220ZM224 196V195H223ZM3 197V199H4V196H2ZM8 197L10 198L11 196H9L8 195ZM26 197H27V195H26ZM48 197V198H49ZM146 197V196H145ZM144 197V198H145ZM158 197H159V195H158ZM177 197H178V195H177ZM185 197V198H186ZM204 197V196H203ZM225 197V196H224ZM251 197H253V196H251ZM15 198H17V197H12V202L11 203H13V201H14V199ZM38 198V197H37ZM40 198V197H39ZM82 198V197H81ZM86 198V197H85ZM105 198V197H104ZM148 198V197H147ZM153 198H154V196H153ZM221 198V197H220ZM6 199H7V197H6ZM23 199H25V198H23ZM32 199V198H31ZM33 199H35L34 197H33ZM50 199V198H49ZM84 199V198H83ZM158 199V198H157ZM156 199V200H157ZM187 199V198H186ZM208 199V198H207ZM226 199V198H225ZM16 200V199H15ZM19 200L20 199H18L17 201H16V203L14 202L13 203V205L12 204H10V205H8V202H6L7 204H5V205H2L3 207H11L12 206V208H11V213H12V210H13V212H15V210H18V208H19V206H17L18 205V202H19ZM45 200V199H44ZM47 200V202H48V199H46ZM88 200V199H87ZM155 200V201H156ZM159 200V199H158ZM157 200V201H158ZM172 201V200H169V197L168 198H166V201ZM188 200V199H187ZM22 202H23V200H21ZM25 201V200H24ZM29 201H31V200H28V198L26 199V202H28L27 203V205L30 203ZM33 201V200H32ZM37 201H38V199H37ZM50 201V200H49ZM86 201V200H85ZM91 201V200H90ZM156 201V202H157ZM168 201L166 202V203H168ZM225 201V200H224ZM223 201V202H224ZM227 201H229V200H227ZM0 202H1V197H0ZM10 202V201H9ZM22 202H21V204H22ZM43 202V201H42ZM46 201H44V203H45ZM155 202V203H156ZM161 202V201H160ZM3 203V202H2ZM34 203V202H33ZM39 203V202H38ZM44 203H43V205H44ZM89 204H90V202H88ZM154 203V204H155ZM158 203V202H157ZM156 203V204H157ZM173 203V202H172ZM192 203V202H191ZM201 203H203V202H201ZM225 203H227V202H225ZM262 203V202H261ZM24 204V203H23ZM26 204V203H25ZM36 204H37V202H36ZM35 204V205H36ZM50 204V203H49ZM88 204V205H89ZM106 204H107V202H106ZM158 204H160V203H158ZM157 204V205H158ZM163 204V203H162ZM170 204V203H169ZM8 205V206H7ZM26 205V206H27ZM31 205V204H30ZM48 205V204H47ZM58 205H60V206H58ZM100 205L101 206H103V203H101L100 202ZM164 205V204H163ZM168 205V204H167ZM171 205V204H170ZM21 206V205H20ZM39 206V205H38ZM41 206V205H40ZM31 207H34V206H31ZM36 207V206H35ZM34 207V208H35ZM48 207V206H47ZM159 207H161V205L159 206ZM158 207V208H159ZM217 207V206H216ZM254 207V206H253ZM253 207H252V209H253ZM24 208V207H23ZM26 208V207H25ZM28 208V207H27ZM30 208V207H29ZM28 208V209H29ZM58 208V209H59ZM153 208V207H152ZM155 208V207H154ZM162 208V207H161ZM161 208H159V209H161ZM222 208V207H221ZM2 209V208H1ZM31 209V208H30ZM36 209V208H35ZM42 209H44V208H42ZM47 209H49V208H47ZM88 209H89V214H85V213H87L88 212ZM157 209V208H156ZM158 209V210H159ZM251 208H250V210H252ZM262 209V208H261ZM27 210V209H26ZM32 210H34V209H32ZM41 210V209H40ZM152 210V209H151ZM151 210H149V211H151ZM158 210H156V211H158ZM191 210V209H190ZM249 210V211H250ZM18 211H20V209L18 210ZM24 211V210H23ZM36 211L37 210H35V212L33 211V213H36ZM41 211H43V210H41ZM50 211V210H49ZM53 211V210H52ZM52 211H50L49 213L47 212V210H45V213H41V216L40 217H38L37 215V217L39 218V221L41 220L42 221V223H46L45 221V219H46V215L48 216V215H50L49 217H50V222L51 221H53L54 222V224H56L55 222H56V219H55V214H53L54 212H52ZM253 211V210H252ZM17 212V211H16ZM31 212V211H30ZM155 212V211H154ZM166 212V211H165ZM177 212H179V211H177ZM243 212V211H242ZM257 212V211H256ZM20 213V212H19ZM29 213V212H28ZM38 213V212H37ZM56 213H58V212H56ZM68 213V214H69ZM157 213V212H156ZM171 213V212H170ZM191 213V212H190ZM250 213V212H249ZM14 214V213H13ZM30 214V213H29ZM149 214V213H148ZM154 214V213H153ZM243 214H245V213H243ZM257 214V213H256ZM12 215V214H11ZM15 215V214H14ZM31 215V214H30ZM29 215V216H30ZM39 215V214H38ZM75 215V214H74ZM121 217H120V216ZM156 215V214H155ZM258 215V214H257ZM64 216V217H63ZM77 216V215H76ZM110 216H111V214H110ZM130 216V215H129ZM154 216V215H153ZM159 216V215H158ZM263 216V215H262ZM12 217V216H11ZM17 217V216H16ZM15 217V218H16ZM37 217L35 218V219H37ZM48 217V218H49ZM56 217H57V215H56ZM59 217V216H58ZM63 217V218H62ZM147 217V216H146ZM150 217V216H149ZM166 217V216H165ZM257 217V216H256ZM32 218V217H31ZM91 218V219H90ZM117 218H118V220H117ZM126 218V217H125ZM133 218V217H132ZM131 218V219H132ZM135 218H137V217H135ZM134 218V219H135ZM168 218V217H167ZM181 218V217H180ZM14 219V218H13ZM12 219V220H13ZM34 219V218H33ZM161 219V218H160ZM179 219V218H178ZM259 219V218H258ZM15 220V219H14ZM66 220V219H65ZM165 220V219H164ZM252 220V219H251ZM256 220V219H255ZM262 220V219H261ZM186 221V220H185ZM254 221V220H253ZM12 222V221H11ZM14 222V221H13ZM48 222V221H47ZM53 222H51V223H53ZM133 222H130V223H133ZM188 222V221H187ZM186 222V223H187ZM31 223V222H30ZM34 223V222H33ZM82 224H84L83 222H81ZM85 223H87V222H85ZM129 222H128V224H130ZM165 223V222H164ZM249 223V222H248ZM259 228L261 229V230H256L257 231V239H254L255 240V243H256V245H257V243H258V241L262 238V236L264 235V219L262 220V221H259ZM17 225L16 227H14L13 225ZM36 224V223H35ZM50 224V223H49ZM68 224V223H67ZM71 224H73V223H71ZM126 224V223H125ZM174 224V223H173ZM38 225V224H37ZM40 225V224H39ZM38 225V226H39ZM48 225V224H47ZM46 225V226H47ZM53 225V224H52ZM75 225H76V227H75ZM86 225V224H85ZM95 225V224H94ZM166 225V224H165ZM172 225V224H171ZM244 225H246V224H244ZM82 226V225H81ZM81 226H80V228H81ZM185 226V225H184ZM48 227H49V225H48ZM75 227V229H73ZM125 227V226H124ZM130 227V226H129ZM170 227V226H169ZM176 227V226H175ZM87 228L89 229V227L87 226ZM94 228V227H93ZM163 228V227H162ZM182 228H183V226H182ZM243 228V227H242ZM90 229H92L91 227H90ZM171 229V228H170ZM81 230V229H80ZM86 230L87 229H85V232H86ZM161 229H159V231H160ZM175 230V229H174ZM184 230V229H183ZM182 230V231H183ZM187 230V229H186ZM192 230V229H191ZM242 230V229H241ZM247 230V229H246ZM248 230H249V228H248ZM2 231V232H1ZM151 231V232H150ZM173 231V230H172ZM171 231V232H172ZM176 231V230H175ZM180 231V230H179ZM189 231V230H188ZM194 231V230H193ZM199 231V230H198ZM79 232V233H78ZM92 232V231H91ZM98 232V231H97ZM161 232V231H160ZM184 232V231H183ZM75 233V232H74ZM87 233V232H86ZM95 233H96V231H95ZM165 233V232H164ZM169 233H170V231H169ZM173 233V235H174V231L172 232ZM182 233V232H181ZM193 233V232H192ZM191 233V235H193ZM195 233V232H194ZM243 233V232H242ZM50 235V240H51V244H52V246H54V247H52V246H46L44 243L42 244L41 243V241H40V239H41V237L43 236V235ZM90 234V233H89ZM88 234V235H89ZM97 234V233H96ZM166 234V233H165ZM180 234V233H179ZM178 233H177V236L179 235ZM189 234V233H188ZM8 235V234H7ZM91 235V234H90ZM170 235V234H169ZM186 235V234H185ZM195 235V234H194ZM193 235V236H194ZM1 236V235H0ZM27 236H30V238H32L31 240L30 239H26L27 238ZM83 237L85 236V235H82ZM91 236H93V235H91ZM160 236H163V234L162 235H160ZM165 236V235H164ZM179 236H181V235H179ZM183 236V235H182ZM181 236V237H182ZM211 236H212V234H211ZM235 236V235H234ZM237 236H238V234L236 235V237L235 238H233L232 240L234 241V240H238V238H237ZM240 236H241V234H240ZM240 236H238L239 238H240ZM73 237H74V235H73ZM72 237V238H73ZM90 236H88V238H89ZM97 237H99V236H97ZM173 237V236H172ZM174 237H175V235H174ZM187 237V236H186ZM196 237V235L194 236V238ZM209 237V236H208ZM216 237H219V236H216ZM247 237V236H246ZM255 237V236H254ZM29 238V237H28ZM33 238H35L36 239V242H37V245H35V244H33ZM43 238V237H42ZM80 238V237H79ZM86 239H87V235H86V237H85ZM93 238H96V235H94V237ZM184 238V237H183ZM193 238V237H192ZM213 238V237H212ZM243 238V237H242ZM76 239V238H75ZM83 239V238H82ZM81 239V240H82ZM85 239V240H86ZM160 239H162V238H160ZM167 240H168V238H166ZM174 239V238H173ZM177 239H178V237H177ZM176 239V240H177ZM187 239V238H186ZM246 239V238H245ZM244 239V240H245ZM259 239V240H258ZM77 240V239H76ZM94 240V239H93ZM172 240V239H171ZM188 240V239H187ZM191 240V239H190ZM193 240V239H192ZM199 240V239H198ZM243 240V239H242ZM49 241V240H48ZM80 240H78V242H79ZM83 241V240H82ZM179 241V240H178ZM225 241V240H224ZM4 242V241H3ZM3 242H2V239H1V237H0V264H11L10 263V261H12V259L13 258H11V255H12V253H11V249H9L8 248V250H7V248H6V246H4L3 245ZM9 242V241H8ZM12 242V243H13ZM81 242V241H80ZM91 242V241H90ZM94 242H95V240H94ZM166 242V241H165ZM164 242V243H165ZM188 242H189V240H188ZM260 242V241H259ZM6 243H7V241H6ZM10 243H11V241H10ZM174 243V242H173ZM176 243H177V241H176ZM193 243H195V242H192V244ZM219 243V242H218ZM222 243H224L223 241H222ZM239 243V242H238ZM244 243V242H243ZM5 244V243H4ZM55 244L57 245L56 247H55ZM76 244V243H75ZM88 244H89V242H88ZM166 244H167V242H166ZM185 244H187V243H185ZM196 244V243H195ZM195 244H193L194 246H195ZM221 244V243H220ZM7 245V244H6ZM12 245V244H11ZM39 245H41V247H42V250H44L43 248L45 247L46 249H53V252L55 251L56 252V250L55 249H57V250H60V251H63L62 253H60V254H62V255H60L59 254V256H57L56 257V259L52 256V258H54L55 259V262L54 261H48V257L50 256H48L47 257V254H46V252H44V251H42V250H40L39 248H38V246ZM77 245V244H76ZM80 245V244H79ZM189 245V244H188ZM201 245V244H200ZM255 245V246H256ZM95 246H97L96 245V243H95ZM94 246V247H95ZM172 246V245H171ZM183 246V245H182ZM191 246V245H190ZM237 246V245H236ZM240 246V244L238 245V247ZM12 247V246H11ZM15 247H17V246H15ZM40 247V248H41ZM79 248H81V252L82 253H85L84 251H86L85 250V245L82 243L81 244V247L80 246H78ZM87 247V246H86ZM166 247H168V246H166ZM178 247V246H177ZM176 247V248H177ZM35 248V249H34ZM36 248H38V249H36ZM74 248H75V246H74ZM169 248V247H168ZM174 248H175V244H174ZM183 248V247H182ZM189 248V247H188ZM245 248H246V246H245ZM260 248V247H259ZM20 248H18V249H16L15 248V250H19ZM49 249H48V251H49ZM71 249V248H70ZM93 249V248H92ZM171 249V248H170ZM191 249H192V246H191ZM194 249H196L195 247H194ZM193 249V250H194ZM207 249V248H206ZM26 250V251H27ZM50 250V251H51ZM79 250V249H78ZM175 250V249H174ZM179 250V249H178ZM178 250H176V251H178ZM190 250V249H189ZM189 250H187V251H189ZM252 250V249H251ZM259 250V249H258ZM31 251H29V252H31ZM46 251V250H45ZM165 251V250H164ZM172 251V250H171ZM170 251V252H171ZM181 251H183V250H181ZM249 251V250H248ZM254 251V250H253ZM253 251H251V252H253ZM52 252V253H53ZM87 252V251H86ZM89 252V251H88ZM169 252V251H168ZM169 252V253H170ZM173 252V251H172ZM171 252V253H172ZM235 252H236V250H235ZM234 252V253H235ZM245 252V251H244ZM247 252V251H246ZM250 252V253H251ZM24 253V254H23ZM82 253H80V254H82ZM166 253V252H165ZM174 253V255L176 254V252H173ZM191 254H192V256L194 255L192 252H190ZM233 253V252H232ZM249 253V254H250ZM254 253V252H253ZM252 253V254H253ZM256 253V252H255ZM70 254V255H69ZM77 254V253H76ZM168 254V253H167ZM189 254V253H188ZM238 254V253H237ZM236 254V255H237ZM248 254V255H249ZM251 254V255H252ZM261 254V253H260ZM14 255H15V252H14ZM54 255H55V253H54ZM57 255V254H56ZM78 255V254H77ZM89 255V254H88ZM177 255H179V254H177ZM182 255H185L184 254V251H183V254ZM235 255V256H236ZM254 255V254H253ZM163 256H164V254H163ZM173 256V255H172ZM192 256H190V257H192ZM234 256V257H235ZM15 257V256H14ZM51 257V256H50ZM80 257V256H79ZM79 257H78V260H80L79 259ZM82 257H85V256H82ZM87 257V256H86ZM91 257V256H90ZM90 257H87V258H89L90 259ZM169 257V256H168ZM215 257V255L214 256H209V261L208 262H210V260L211 259H213ZM238 257V256H237ZM260 257V256H259ZM264 257V256H263ZM94 258V257H93ZM166 258V257H165ZM170 259H171V257H169ZM176 258H177V256H176ZM181 258V257H180ZM186 258V257H185ZM194 258V257H193ZM196 258V257H195ZM240 258V257H239ZM246 258H248L247 256H246ZM16 259H17V257H16ZM51 258H49V260H50ZM85 260H86V258H84ZM95 259H97L96 257H95ZM163 259V258H162ZM161 259V260H162ZM184 259V258H183ZM250 259V258H249ZM249 259H246L247 260V262H248V260ZM253 259V258H252ZM252 259H250V260H252ZM91 260V259H90ZM164 260V259H163ZM168 260V259H167ZM172 260V259H171ZM217 260V259H216ZM237 260V259H236ZM239 260V259H238ZM237 260V261H238ZM242 260V259H241ZM246 260H244V262H246ZM17 261V260H16ZM28 261H30V262H28ZM77 261V260H76ZM81 261H83V259L81 260ZM81 261H79V262H81ZM159 261L161 262V263H159ZM174 261V260H173ZM175 261H176V259H175ZM174 261V262H175ZM18 262V261H17ZM23 262H20V263H23ZM78 262V261H77ZM90 262H92V261H90ZM145 262V263H146ZM166 262V261H165ZM165 262H163L162 264H164ZM169 262V261H168ZM26 263V262H25ZM26 263V264H27ZM146 263V264H147ZM176 264H177V262H175ZM190 263V262H189ZM188 263V264H189ZM236 263V262H235ZM243 263V262H242ZM242 263H236V264H242ZM15 264V263H14ZM24 264V263H23ZM79 264H82V263H79ZM83 264H85V261H84V263ZM91 264V263H90ZM93 264V263H92ZM170 264H171V262H170ZM174 264V263H173ZM184 264H185V262H184ZM246 264V263H245Z\"/></svg>",
	"mask_w": 264,
	"mask_h": 264
}]
</instances>
